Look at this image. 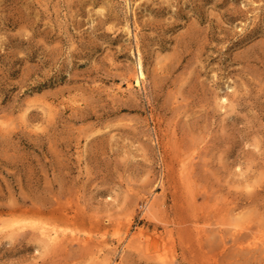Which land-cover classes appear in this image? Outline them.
Instances as JSON below:
<instances>
[{"label":"rangeland","instance_id":"obj_1","mask_svg":"<svg viewBox=\"0 0 264 264\" xmlns=\"http://www.w3.org/2000/svg\"><path fill=\"white\" fill-rule=\"evenodd\" d=\"M110 262L264 264V0H0V264Z\"/></svg>","mask_w":264,"mask_h":264},{"label":"bare ground","instance_id":"obj_2","mask_svg":"<svg viewBox=\"0 0 264 264\" xmlns=\"http://www.w3.org/2000/svg\"><path fill=\"white\" fill-rule=\"evenodd\" d=\"M142 74H144L142 72ZM43 230H42V233L46 236L48 242L50 243H58L60 242L63 237H64V233L63 232H59L57 229H48V228H44L42 227ZM109 264H113L112 262H110Z\"/></svg>","mask_w":264,"mask_h":264}]
</instances>
